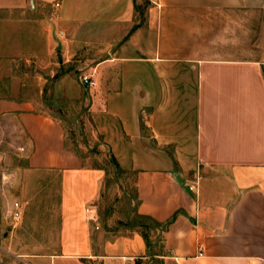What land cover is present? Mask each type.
Here are the masks:
<instances>
[{"label":"crops","instance_id":"0c3cea01","mask_svg":"<svg viewBox=\"0 0 264 264\" xmlns=\"http://www.w3.org/2000/svg\"><path fill=\"white\" fill-rule=\"evenodd\" d=\"M148 1L141 21L137 0H0V106L27 167L58 177L59 249L30 264H264V63L230 38L264 0ZM80 58L96 82L81 86L83 125L133 174L123 225L102 202L104 169L67 149L41 104L58 88L76 108L63 68ZM140 219L147 230L128 224Z\"/></svg>","mask_w":264,"mask_h":264},{"label":"rangeland","instance_id":"374dc122","mask_svg":"<svg viewBox=\"0 0 264 264\" xmlns=\"http://www.w3.org/2000/svg\"><path fill=\"white\" fill-rule=\"evenodd\" d=\"M137 4L147 7L149 1L137 0ZM4 16L0 14V17ZM230 30L233 51L245 41L242 49L248 57L264 63V11H249L246 20L233 17ZM6 42L7 26L0 23V103L7 101ZM80 60L63 68L75 79L74 90L79 94L76 108L70 107L67 99L54 98L58 88L43 94L41 104L44 102L46 109L64 121L67 149L84 158V165L104 169L102 202L107 212L122 224L134 208L133 174L126 170L116 173L109 162L110 153L98 145L100 140L95 141L83 125L84 120L91 119L85 113L81 114L84 99L80 77L91 75L84 73ZM262 67L264 71V65ZM25 85L33 86L38 92L42 88L39 83ZM49 85L45 84L46 87ZM60 90L66 91L65 87ZM56 92L59 94V90ZM16 137L12 125L7 123V109L0 106V264H30L33 256L53 254L59 249L58 177L28 168ZM15 203L20 207L18 219L13 216Z\"/></svg>","mask_w":264,"mask_h":264},{"label":"trees","instance_id":"16d2710c","mask_svg":"<svg viewBox=\"0 0 264 264\" xmlns=\"http://www.w3.org/2000/svg\"><path fill=\"white\" fill-rule=\"evenodd\" d=\"M146 7V6H145ZM145 7H142V6H139L137 3L134 4V9H135V12L138 14V17H141L140 20L143 21L142 19V14L144 13L145 11ZM140 21V22H141ZM110 165L112 166V168L116 171V173H119L121 171L120 167L118 166V164L115 162V161H110ZM130 226L132 225H139V227L141 229H144V230H147L149 228L148 226V222L144 221V220H141L140 221H130L128 223ZM155 225V224H154ZM157 226V225H156ZM143 234V238L145 240V243L149 244L148 242V237L146 236L145 233H142Z\"/></svg>","mask_w":264,"mask_h":264},{"label":"built area","instance_id":"2783aa9c","mask_svg":"<svg viewBox=\"0 0 264 264\" xmlns=\"http://www.w3.org/2000/svg\"><path fill=\"white\" fill-rule=\"evenodd\" d=\"M60 34L62 35L63 32L60 31ZM80 81H81L82 86H84L86 89L96 86V82L91 76L83 75V76L80 77ZM13 210H15L14 213H13L14 218L18 219L19 218V213H20V207H19L18 203L14 204V209Z\"/></svg>","mask_w":264,"mask_h":264}]
</instances>
